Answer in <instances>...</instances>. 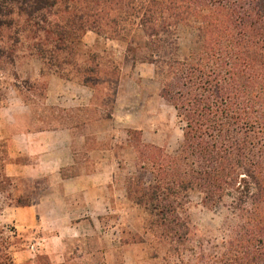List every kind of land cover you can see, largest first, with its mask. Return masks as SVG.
Wrapping results in <instances>:
<instances>
[{
  "label": "trees",
  "instance_id": "obj_1",
  "mask_svg": "<svg viewBox=\"0 0 264 264\" xmlns=\"http://www.w3.org/2000/svg\"><path fill=\"white\" fill-rule=\"evenodd\" d=\"M134 26L140 33L130 34ZM180 27L192 33L185 55ZM87 31L127 42L128 61L150 63L159 96L181 124L172 152L143 142L141 130L126 131L136 157L133 173L124 177L126 197L146 214L143 228L164 247L160 260L264 264V0H0V70L24 51L42 61V74L101 93V75H115L118 67L107 73L87 52L81 43ZM26 84L43 96L44 85ZM2 148L0 211L31 205L44 181L6 176ZM192 191L210 210H225L219 239L199 233L184 215ZM11 245L0 226V264H18ZM86 245L77 243L73 256L65 253L59 263L36 254L22 264L93 257L97 250ZM90 260L79 264H94Z\"/></svg>",
  "mask_w": 264,
  "mask_h": 264
},
{
  "label": "crops",
  "instance_id": "obj_2",
  "mask_svg": "<svg viewBox=\"0 0 264 264\" xmlns=\"http://www.w3.org/2000/svg\"><path fill=\"white\" fill-rule=\"evenodd\" d=\"M81 43L87 52L107 60L104 70L118 66L123 85L117 89L125 84L112 101L109 117L102 102L110 86H101L97 93L54 73L42 74V61L24 51L0 70V141L6 144L8 157L3 171L12 178L43 180L45 185L31 205L9 206L0 213L13 231L38 233L27 243L29 249L19 251L23 260L44 252L59 263L67 240L95 236L102 248H130L121 243L120 226L135 205H130L123 183L117 181V171L132 147L126 131L134 128L126 125L129 117L121 100L128 94L129 78L121 77L143 63L126 59L123 40L87 31ZM24 82L34 89L44 85L43 96L27 90Z\"/></svg>",
  "mask_w": 264,
  "mask_h": 264
},
{
  "label": "rangeland",
  "instance_id": "obj_3",
  "mask_svg": "<svg viewBox=\"0 0 264 264\" xmlns=\"http://www.w3.org/2000/svg\"><path fill=\"white\" fill-rule=\"evenodd\" d=\"M129 28L130 27L126 26L127 30H129ZM131 33H140V30L137 26H134L131 28L130 34ZM178 33L180 36L178 38L179 52L180 54L185 55L192 33L189 29H184L183 27L179 28ZM97 61L101 63L102 69H104L107 60H102L97 57ZM134 64H137L138 66L127 69L121 77L124 78L125 76H128L127 78H129L128 94L126 97L121 99H124V109H126V114L129 117L126 125L134 129L141 130V140L143 142L164 146L168 152H172L175 150L181 139V124L175 116L174 109L165 101H163V99L157 94L158 83L156 82L152 72L154 68L146 62H135ZM106 71L107 73L109 71L112 73L110 67L106 69ZM118 76L119 75L117 72H115V75L108 73L107 75L102 74L100 79V86H110V92L107 93V95L105 94V97L107 98L102 102L107 106L106 112L109 113L111 112L113 99L120 96V90L125 86L124 84L120 90L116 88L117 85H123V79L118 80ZM122 113L124 114V111H122ZM3 145L6 146L4 142L0 141V161L3 159V157H5V154L2 153ZM135 160V153L131 147L129 152L124 153L122 162L119 163V169L117 171L118 182H121L124 185L125 175L133 173L134 171ZM21 186L23 187V185ZM22 191L25 194L31 195L28 187H24ZM200 196L201 194L197 191H192L190 193L187 198V203L184 206V215L188 216L191 224L196 227V230L199 233L209 232L211 235L219 239L221 235L219 228H221L225 210L221 207L210 210V208L202 204ZM130 205L134 206V204L131 202ZM7 207L9 206L4 207L3 209ZM135 208L130 209V215H128V217H123L125 220L121 222L122 226H120V229L122 230L120 239L121 243L126 244V242H128V244H130L129 249H127L126 246L117 247L115 249L111 246L110 248L104 247L103 249L97 236L88 238V242L84 240H82L83 242L67 240L65 249L66 254L69 256H73L71 251L77 243L81 245V248L85 247L84 245L87 244L86 246H92V249L95 250V252L97 250L93 257H80L78 254L75 255L70 264H79L81 259L84 260L85 258L91 259L90 261L94 264H99L101 260L105 264H164V262L160 260L164 253V247L159 246L158 241L153 237L151 232L148 230L146 231V229L143 228L146 223V214L136 205ZM112 219L113 218L111 216V220ZM126 223H128V225ZM0 226L3 227V236L8 238L12 243L10 246V251L16 263L22 264L23 262L34 258L36 254H46L44 252H35L34 255L23 260L21 256L22 253L19 251L27 250V248L29 249V247H27V243L30 242L29 240L31 237L36 236L38 233L34 231H32V233L30 232L23 234L16 232V234L13 236V227H11L9 224H6L1 217ZM140 238L141 240L138 241ZM125 254L126 258L123 260L122 258ZM50 260L55 262L54 257H51Z\"/></svg>",
  "mask_w": 264,
  "mask_h": 264
}]
</instances>
